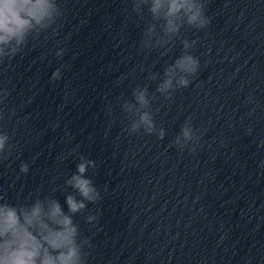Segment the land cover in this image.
I'll return each instance as SVG.
<instances>
[{
    "label": "water",
    "instance_id": "1",
    "mask_svg": "<svg viewBox=\"0 0 264 264\" xmlns=\"http://www.w3.org/2000/svg\"><path fill=\"white\" fill-rule=\"evenodd\" d=\"M158 4L0 0V264H264V0Z\"/></svg>",
    "mask_w": 264,
    "mask_h": 264
},
{
    "label": "snow or ice",
    "instance_id": "2",
    "mask_svg": "<svg viewBox=\"0 0 264 264\" xmlns=\"http://www.w3.org/2000/svg\"><path fill=\"white\" fill-rule=\"evenodd\" d=\"M52 2H53V0H45V3H47L49 6H51ZM157 6H159L158 0H157ZM2 140H3V138L0 137V141H2Z\"/></svg>",
    "mask_w": 264,
    "mask_h": 264
},
{
    "label": "clouds",
    "instance_id": "3",
    "mask_svg": "<svg viewBox=\"0 0 264 264\" xmlns=\"http://www.w3.org/2000/svg\"><path fill=\"white\" fill-rule=\"evenodd\" d=\"M142 119H143V117H142ZM183 136L186 138L189 136V131L187 129L183 130ZM0 143H2V141H0Z\"/></svg>",
    "mask_w": 264,
    "mask_h": 264
}]
</instances>
